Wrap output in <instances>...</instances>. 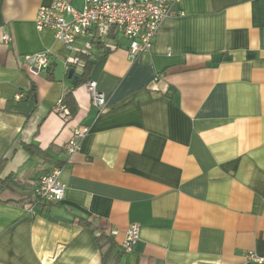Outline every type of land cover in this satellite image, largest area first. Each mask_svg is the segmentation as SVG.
Instances as JSON below:
<instances>
[{
    "label": "crops",
    "instance_id": "obj_1",
    "mask_svg": "<svg viewBox=\"0 0 264 264\" xmlns=\"http://www.w3.org/2000/svg\"><path fill=\"white\" fill-rule=\"evenodd\" d=\"M52 2L0 0V264H103L96 235L125 252L134 224L139 242L109 264H254L248 252L264 255V0H179L134 60L117 30L73 49L39 31ZM44 52L46 71L24 64ZM88 52L103 112L70 78L67 63ZM69 90L76 113L65 121L55 108ZM78 127L88 133L68 156ZM59 163L64 200H39L40 177Z\"/></svg>",
    "mask_w": 264,
    "mask_h": 264
},
{
    "label": "built area",
    "instance_id": "obj_2",
    "mask_svg": "<svg viewBox=\"0 0 264 264\" xmlns=\"http://www.w3.org/2000/svg\"><path fill=\"white\" fill-rule=\"evenodd\" d=\"M74 0H53L50 6L41 7L35 23L40 31L46 28L55 31L56 39L69 49L79 37L92 35L94 31L100 39L108 38L111 31L117 30L129 40L128 53L131 59L151 53L155 39L163 22L170 16L179 14L176 6L179 0H84L82 10L73 6ZM10 37L4 35L6 42ZM49 52L25 55L24 64L34 72H44L50 66ZM76 65V66H75ZM67 66L79 69L76 60L69 61ZM86 87L91 95L93 106L99 112L106 107V99L99 92L97 83L88 81ZM18 96L17 98H20ZM65 121L70 120V111L62 100L55 108ZM88 133L87 127H78L74 130L72 138L64 145L68 156L80 150L82 139ZM65 165L54 167L40 177L36 186V196L39 200L53 203L61 202L66 195L67 186L62 180ZM33 214V209H30ZM116 235L117 231L111 233ZM140 240V226L131 225L126 233L122 248L126 253H131ZM247 260L254 264H264V255L254 251L248 252Z\"/></svg>",
    "mask_w": 264,
    "mask_h": 264
},
{
    "label": "trees",
    "instance_id": "obj_3",
    "mask_svg": "<svg viewBox=\"0 0 264 264\" xmlns=\"http://www.w3.org/2000/svg\"><path fill=\"white\" fill-rule=\"evenodd\" d=\"M93 45H95V47L97 48H103L104 44L102 41L93 39L92 41ZM95 53L92 52H88L84 55H82L81 60H76V62L78 63V65H80V67L82 68L81 73H76L75 75L77 76L76 79V85L79 84H86L88 82V79L86 78L87 76V72L88 69L91 65V57L94 56ZM76 66V65H75ZM75 66H73L72 68L74 69V71H76ZM62 102L63 104L69 109L70 111V116H73L76 113V104H75V99L73 96V92L71 90L65 92L63 98H62ZM72 117H70L71 119ZM25 148L32 154H46L47 152L44 151H40V149L38 147H35L33 145H26ZM62 163H59L58 165H60ZM2 165H3V161L0 162V173L2 170ZM9 179H1L0 178V191L3 190V188L7 187V183H8ZM41 202V201H39ZM16 204H24V201H18V202H14ZM93 232L96 234L98 231L97 229H93ZM96 240L100 245V249L102 250V259H103V264H109L110 261L114 258L115 260H118L120 256L124 255L125 252L119 251V249L116 248L114 242L112 241V239H110V237H107L104 233H99L96 235ZM117 262V261H116Z\"/></svg>",
    "mask_w": 264,
    "mask_h": 264
},
{
    "label": "water",
    "instance_id": "obj_4",
    "mask_svg": "<svg viewBox=\"0 0 264 264\" xmlns=\"http://www.w3.org/2000/svg\"><path fill=\"white\" fill-rule=\"evenodd\" d=\"M70 78H73L74 82H76L77 76L74 75V69L70 70Z\"/></svg>",
    "mask_w": 264,
    "mask_h": 264
}]
</instances>
